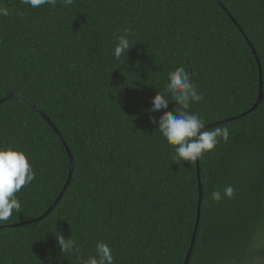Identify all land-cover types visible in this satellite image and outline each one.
<instances>
[{
	"label": "trees",
	"instance_id": "16d2710c",
	"mask_svg": "<svg viewBox=\"0 0 264 264\" xmlns=\"http://www.w3.org/2000/svg\"><path fill=\"white\" fill-rule=\"evenodd\" d=\"M0 7L10 13L0 16V102L7 98L0 148L24 152L35 172L16 194L20 211L0 223V264H81L98 242L112 249L114 264L185 263L197 164L173 159L150 119L162 113L147 111L178 67L204 97L189 111L230 131L199 160L201 215L188 264H264V98L222 123L258 100L253 50L264 93V0H74L54 8L0 0ZM125 29L133 47L116 59ZM53 128L74 168L54 209L36 221L70 173ZM228 185L234 198L213 201ZM59 233L77 241L80 258L61 252Z\"/></svg>",
	"mask_w": 264,
	"mask_h": 264
},
{
	"label": "clouds",
	"instance_id": "9594fccd",
	"mask_svg": "<svg viewBox=\"0 0 264 264\" xmlns=\"http://www.w3.org/2000/svg\"><path fill=\"white\" fill-rule=\"evenodd\" d=\"M24 5L32 8H40L48 5L56 7L62 3L65 7L73 4L74 0H21ZM9 10L0 7V16H8ZM125 34L116 38L114 57L119 59L127 54L133 47L128 39V30ZM204 100L197 86L192 82L188 71L184 67H178L168 73V82L163 92H157L152 100L150 113L161 112L157 120L154 117L152 123L157 125L158 132L163 140L174 148V160L189 162L191 166L196 164L204 155L215 151L221 143H227L230 131L227 127L207 128L206 121L199 115L189 111L194 103ZM176 104L174 111H169L170 103ZM35 179V172L25 153L12 148H0V223L7 222L14 212H19L21 202L17 193L23 187L31 185ZM235 195L233 186L228 185L223 192L216 190L211 193L215 202L223 199H232ZM62 253H70L78 258L82 256L81 248L77 241L70 237L65 238L59 233L55 236ZM81 264H114L112 249L104 242H98L95 246V255H89L81 260Z\"/></svg>",
	"mask_w": 264,
	"mask_h": 264
},
{
	"label": "water",
	"instance_id": "95a60500",
	"mask_svg": "<svg viewBox=\"0 0 264 264\" xmlns=\"http://www.w3.org/2000/svg\"><path fill=\"white\" fill-rule=\"evenodd\" d=\"M227 12V11H226ZM237 25V24H236ZM239 28V27H238ZM247 42L249 43V40L246 38ZM250 44V43H249ZM251 45V44H250ZM253 53H254V56H255V59H256V62H257V66H258V69H259V77H260V80H259V96H258V100L256 102V104L254 105V107L249 110L248 112L238 116V117H235V118H231L229 120H226V121H223L222 123H227V122H230V121H234V120H237V119H240L246 115H248L249 113H251L252 111H254L256 109V107L259 105V103L263 100L264 98V93H263V80H262V70H261V65H260V62L258 60V57L255 53V51L253 50ZM5 100H7V98L3 99V101L0 102V104L2 102H4ZM48 121V120H47ZM49 122V121H48ZM50 123V122H49ZM220 123H217V124H214V125H211V126H207V128H211L215 125H218ZM54 131L56 132V134L58 135L63 147L65 148L67 154H68V157H69V160H70V173H69V178H68V181L66 183V186L63 190V192L61 193L60 197L57 199V201L54 203V205L42 216L40 217L39 219H37L36 221H41L43 220L45 217H47L50 212L54 209V207L56 206V204L59 202V200L61 199L64 191L66 190V188L68 187L69 185V182H70V179H71V176H72V173H73V168H74V162H73V157L71 155V152L69 151L67 145L65 144L64 140L62 139V137L58 134L57 130L55 128H53ZM197 164V174H198V187H199V202H198V212H197V221H196V224H195V229H194V233H193V237H192V242H191V246H190V249L188 251V254H187V257H186V260H185V263L184 264H188L189 262V259H190V256L192 254V250H193V246H194V243H195V238H196V234H197V230H198V227H199V221H200V215H201V203H202V188H201V178H200V168H199V161L196 163ZM4 227H0V230L3 229Z\"/></svg>",
	"mask_w": 264,
	"mask_h": 264
}]
</instances>
